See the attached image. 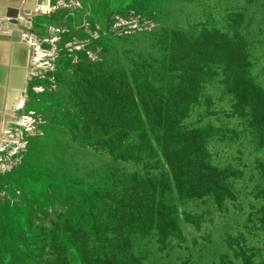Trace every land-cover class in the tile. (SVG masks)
Instances as JSON below:
<instances>
[{
	"label": "rangeland",
	"instance_id": "rangeland-1",
	"mask_svg": "<svg viewBox=\"0 0 264 264\" xmlns=\"http://www.w3.org/2000/svg\"><path fill=\"white\" fill-rule=\"evenodd\" d=\"M12 1L41 58L0 124V264H264V0Z\"/></svg>",
	"mask_w": 264,
	"mask_h": 264
},
{
	"label": "trees",
	"instance_id": "trees-1",
	"mask_svg": "<svg viewBox=\"0 0 264 264\" xmlns=\"http://www.w3.org/2000/svg\"><path fill=\"white\" fill-rule=\"evenodd\" d=\"M188 2H193L195 0H186ZM147 13H150V11H148ZM134 119L131 120V117L130 116H126L124 115L123 117V120L125 121H122L121 123H115V124H112L111 125V128H109V130H111L112 132H114L113 130H115V128H121L123 129L125 132H129L131 135H134L135 133V128H139V123H138V120L139 122H141V124L143 126H145L144 124V121H142V119L140 117H135L133 116ZM176 124H178V121L177 123H174V127L176 128ZM179 134L178 137H180V139H186L188 141V143L184 146L183 149H181V147L183 145L181 144H178L177 145V148L178 149H181L180 150V153L183 152L184 150H187V149H190L192 147H194V150L196 151L197 149H199L200 151H203V143H202V139L198 140L200 138V135L196 134V133H186V132H179L178 130H176ZM147 137H149V141H150V136H148V133L146 134ZM134 140L131 139V143L132 146L134 149H137V146L135 144V142H133ZM198 142L200 143V145L198 144ZM158 143L162 144V142H159ZM125 149H127V147L129 146H124ZM162 151L163 153L166 155V157L168 158V155H167V149L165 146L162 145ZM136 155H129L127 157V159H130V160H134V161H137L138 158L135 157ZM189 169H192V171L194 172V174H197V176L199 177H196V181L197 179H199V181L201 182V185H199V183H197V185L191 189L189 187H187L185 189V192L182 193L181 191L179 192V194L181 196H184V197H190V196H196V197H199L200 194H202L201 196H203L204 194H211L212 191H214L215 189H209L211 191H202L204 186L207 185V186H212L214 184H217L220 180L223 179L222 176L216 174L215 172L213 171H210L208 168H196V167H189L186 172L182 175V182H185V181H188L190 179L189 175H192V173H189ZM210 181L209 183H206V181ZM152 183V181H150ZM203 192V193H202ZM215 192V191H214ZM190 198H193V197H190ZM154 203V202H153ZM155 204V203H154ZM157 206L161 207L163 209V211L167 212V213H171V211L175 212V216L177 215L178 216V212L177 210L173 207V206H168L166 205L165 203H158ZM171 210V211H170ZM175 228L178 232V228H177V225H175Z\"/></svg>",
	"mask_w": 264,
	"mask_h": 264
},
{
	"label": "water",
	"instance_id": "water-1",
	"mask_svg": "<svg viewBox=\"0 0 264 264\" xmlns=\"http://www.w3.org/2000/svg\"><path fill=\"white\" fill-rule=\"evenodd\" d=\"M16 2V1H15ZM14 1H8V4H16L20 5V1L15 3ZM0 11L3 9V13L6 12V1H0ZM12 6V5H11ZM14 6V5H13ZM32 3L30 0H27L25 8H31ZM4 7V8H3ZM15 10H11L9 14L11 16L15 15ZM3 39H7L9 42L2 41ZM19 38V32H15L12 37H3L0 36V44L3 43H15V40ZM5 47V46H4ZM4 53L0 54V97H2L1 104L5 103L7 99L8 91L9 90H23L25 87V67H26V59L28 53V46L27 45H19V43H15L13 45V49L11 51V46L5 47ZM10 54L11 57H10ZM14 82L16 85H13ZM6 87L8 89H6ZM0 118L2 116L0 115ZM9 117L6 116V119Z\"/></svg>",
	"mask_w": 264,
	"mask_h": 264
},
{
	"label": "bare ground",
	"instance_id": "bare-ground-1",
	"mask_svg": "<svg viewBox=\"0 0 264 264\" xmlns=\"http://www.w3.org/2000/svg\"><path fill=\"white\" fill-rule=\"evenodd\" d=\"M0 1H6L7 2L5 4L6 5V12H4V14H2L3 13V9L0 11V16H3V18H0V36H3V37H12L15 34V32H18V30L15 28V26H13V24H15V22L12 23V20L14 21V18H13V16H11L9 14V12L11 10H15V12L17 14V7H20L21 6V3H19L20 5H17V6H15L16 4H11L12 5L11 6V5L8 4V1H12V0H0ZM30 1H31V3L33 2V5L35 6L33 8L36 9V5L38 4V2L36 0H34V1L33 0H30ZM45 1H47V0H44V3H45ZM16 2H19V1H16ZM0 6H3V5H0ZM13 7H16V8L13 9ZM19 38H20V40L19 39L15 40V43H19V45H27L28 46V53L26 55L27 56V59H26V67H25V87H24L23 90H18V89L9 90L8 91V95H7V99L5 100V103L4 104H1L2 97H0V115L2 116V118H0V124L4 122V119H3L4 115L6 113H9L10 105H11L10 102L20 101L22 98L25 97L27 81H28L29 76H32L31 73L33 72L32 67L35 66L34 65L35 62H38L39 58H41V54H38L36 56L37 51L39 50V48L38 49H36V48L34 49L35 46H34L33 42L32 43L31 42H28L27 39H26L27 38L26 35L19 33ZM2 41L9 42L7 39H3ZM15 43H13V44H11V43H8V44L3 43V45L0 44V54L1 53H4V51L6 49L5 48L6 46H11V51H12L13 45ZM11 55L12 54H10V57H11ZM15 83H17V82H14L13 85H16ZM6 89H8V88L6 87ZM20 102L17 103V106L20 105ZM13 114H15V113H13ZM9 118L11 120L12 119V116L9 117ZM25 121H27V120H25ZM0 133H2V128H0Z\"/></svg>",
	"mask_w": 264,
	"mask_h": 264
}]
</instances>
